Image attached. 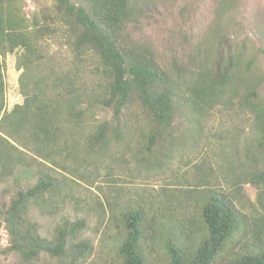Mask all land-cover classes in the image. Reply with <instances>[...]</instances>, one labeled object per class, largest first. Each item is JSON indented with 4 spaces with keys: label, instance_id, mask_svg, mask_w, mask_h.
<instances>
[{
    "label": "trees",
    "instance_id": "trees-1",
    "mask_svg": "<svg viewBox=\"0 0 264 264\" xmlns=\"http://www.w3.org/2000/svg\"><path fill=\"white\" fill-rule=\"evenodd\" d=\"M57 38L66 64L46 45ZM8 54L23 97L11 109ZM217 107L251 115L248 146L241 128L220 134L217 159H189L134 203L109 167L113 184L96 199L109 219L120 209L121 264H264V0H0L1 253L13 264H88L84 219L63 217L48 238L31 210L54 212L91 160L129 156L150 171L199 154Z\"/></svg>",
    "mask_w": 264,
    "mask_h": 264
},
{
    "label": "rangeland",
    "instance_id": "rangeland-1",
    "mask_svg": "<svg viewBox=\"0 0 264 264\" xmlns=\"http://www.w3.org/2000/svg\"><path fill=\"white\" fill-rule=\"evenodd\" d=\"M28 10H34V4L31 1H29ZM46 45L50 46L49 49L53 53H57L62 64H66L72 60V55L68 51L64 39H48ZM16 59V54H8L5 59L7 64L6 82L8 109H11L15 104L23 102V97L19 90L18 78L20 71L16 68ZM100 114L98 118L101 120L109 117V115L104 112ZM251 124L252 117L249 113L239 111L237 107L232 110L224 107H217L214 116L206 127V140H204L197 149L198 151L200 150V153L193 155L187 151V154L176 155L169 166L163 170L153 169L147 171L139 167L129 156L125 157L124 161L126 163H121V161L118 160L116 163L111 164V160L109 158L105 160V157L99 160H91V163L87 167L88 173H86V175L88 178L84 181L80 179L79 184L69 182V186L64 190L65 201L63 203L60 202L62 198L61 200H57L59 207L53 206L55 209L54 212H42L40 209L33 208L31 210L32 219L40 224L41 234L48 238L52 236L58 222L63 217H67L71 220L84 219L86 223L83 232L84 237L91 239L95 249L94 254L89 258L88 264H121L115 249L112 247V241L115 240V238H119L120 235L118 233L123 231L120 209L118 208L116 210L115 218L109 219L108 215L105 214L104 208L102 209V207H100L96 199V194L99 195L100 199L103 197V193L98 187L105 192V187L113 184L108 175L109 167L114 169L113 173L120 179L118 185L125 187L126 190L129 189L126 191L123 200L126 201L128 199L134 203L136 200H139L140 196L147 193L146 189H151L152 192L156 194L155 192L159 187L173 180V172L176 170L179 169L181 172L190 170L191 163L187 164L189 159L195 162L199 161L202 157H208V155L213 156V151H218L215 146L219 140L218 135L227 133L234 134L236 129L241 128L242 137L240 145L243 148L248 146L252 136ZM211 158L217 159L215 155ZM105 163L108 164L106 166L107 168H105ZM25 173L26 178L30 182H34L35 178L32 175V170L29 169L25 171ZM221 185L223 187L229 186L224 180H221ZM244 188L251 201L255 202L256 190L250 185H245ZM106 190L109 192V189ZM112 194L116 195L114 191ZM102 201L105 203L103 198ZM150 213L158 216V218H161L160 216L162 215L158 208H154V211ZM163 214L164 216H168L167 212ZM6 244L7 234L0 224V264H13V257H8L1 253L2 246Z\"/></svg>",
    "mask_w": 264,
    "mask_h": 264
}]
</instances>
